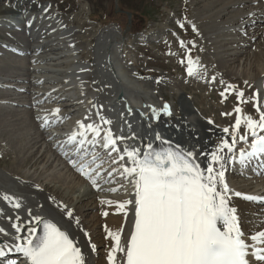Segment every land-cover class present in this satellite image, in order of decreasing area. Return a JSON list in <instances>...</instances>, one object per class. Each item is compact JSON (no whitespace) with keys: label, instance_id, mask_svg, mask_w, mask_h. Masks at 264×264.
<instances>
[{"label":"bare ground","instance_id":"6f19581e","mask_svg":"<svg viewBox=\"0 0 264 264\" xmlns=\"http://www.w3.org/2000/svg\"><path fill=\"white\" fill-rule=\"evenodd\" d=\"M8 2L10 4L7 5L12 8H4L3 14H0V34L6 37L0 38V48L8 52V59L4 58V61L0 62V112L4 108L7 112L6 117L8 114L10 117L13 115L10 119L5 117L2 124L6 127H14L13 135L19 133L20 137L11 136L7 142L11 145L17 144L13 152L16 168L14 171H9L0 167V194L6 193L23 198L25 207L18 211L24 218L28 207L33 208L35 212L36 205L40 204L44 206L39 210L41 215L53 218L54 222L59 220L60 217L54 211L55 206L52 205L49 197H55L57 202L68 205L79 217L91 241L97 245L98 254H91L86 258L91 264H106V249L111 241L102 239V236L105 238L106 235L105 225L113 231L123 226L122 240H124L131 227L132 214L129 213L126 223L123 214L117 212L114 206L102 205L100 201L102 199L123 201L129 198L123 188L116 192L108 191L110 188L123 185L125 181L119 177H116L117 182L114 184L100 181L102 190L98 191L68 163V159L57 147L58 143L64 141L76 129L78 121L90 122L84 120L85 116L91 115L92 120H97L95 109L89 101L103 105L102 114L113 121L111 127L115 133H119L123 127L124 135H129L127 126L121 121L120 113L130 106L133 114L128 116L125 111V117L131 122L132 131L137 136H144L151 131L154 139V130H159L165 138L174 139L187 146L198 145L201 150L213 147L217 137L221 135V129L229 125L221 123L220 126H216L213 117L202 118L195 109L190 108L191 104L184 98L185 115L177 121L181 129L186 128L187 131L196 134L194 136L198 134L197 140L187 137L186 132V135L178 134L179 130H176L178 123L175 124L172 119L174 116L172 110L171 117L161 114V119L154 122L153 130L148 129L141 120L140 113H150V109L145 105L162 108L163 99L157 95L159 84L156 83V78H149L135 66L134 60L129 61L124 58V54L121 53L119 26L100 27L95 30L92 37L85 40L84 44H80L76 27L52 8L48 12L43 11L50 3L31 0L27 2L8 0ZM193 2L201 6V15L198 19L206 20V25L207 22L218 23L217 25L213 23L214 28L205 32L203 47L215 50L227 47L224 53L217 50V55L221 54V57L218 56L220 59L218 62L222 67H226L225 78L229 76L228 81L244 92L249 91L250 88L245 85V81L248 85H253V92L259 91L260 103L264 106L263 1L193 0ZM33 17L35 20L29 27L27 21ZM1 30H7L6 34ZM94 40H96L95 44H93ZM209 43L215 46L211 47ZM84 52L91 58L84 60L82 56ZM225 54L230 58L225 59ZM82 68L87 71H80ZM93 81L96 83L94 84ZM177 89L180 88L176 87ZM179 91L177 90L178 93ZM119 93H123L121 100L117 99ZM56 108L60 109L59 122L42 127L43 118L57 119L52 115ZM29 109H32V113ZM243 113L246 114L244 111ZM209 120L214 123L209 124ZM30 127L34 129L32 134L28 132L31 130ZM24 131L30 134V139L27 143L24 142L26 145H18L24 141H22L24 137L21 139L20 135L21 132L22 136L26 135ZM28 138L25 136L24 139ZM238 146L239 144L237 149ZM240 146L245 147L243 143ZM104 167L111 170L108 163ZM236 174L231 170L226 173L230 188L244 194L264 197L263 181L257 180L256 186L246 181L244 184L234 180L231 182L230 178H234ZM36 185L40 190L35 187ZM234 203L238 206L242 229L245 232L264 230V213H256L257 210H264L262 207L264 203L246 202L241 198H234ZM253 207L256 208L254 211ZM0 209L4 210L5 216L13 215L14 218L13 210L3 200H0ZM105 210L109 212L107 217L102 215ZM257 216L260 218L254 222ZM0 226L13 231L5 220H0ZM63 226L68 228L67 224ZM68 230L70 238L78 241L82 251L87 252L88 237H85L74 225ZM2 239L7 240L8 237ZM18 256L19 254L10 253L5 259H17Z\"/></svg>","mask_w":264,"mask_h":264},{"label":"snow or ice","instance_id":"6c2138e0","mask_svg":"<svg viewBox=\"0 0 264 264\" xmlns=\"http://www.w3.org/2000/svg\"><path fill=\"white\" fill-rule=\"evenodd\" d=\"M50 8L48 5L43 11L48 12ZM34 20L35 17L27 21L29 27ZM177 23L184 28V23ZM191 27L198 34L196 25ZM178 43L186 51L180 63H186L187 75H200L199 60H194L191 55L195 41L178 39ZM160 82L161 79L156 80L157 84ZM205 82L214 84L216 77ZM220 83L223 85V91L219 93L221 103L233 93L237 99L233 112L221 114L236 115L230 127L221 129V135L210 149L183 145L163 137L159 130H154V139L151 131L137 136L125 117V111L128 116L133 114L130 106L120 113L129 135H124L123 127L115 133L111 127L113 121L102 114L103 105L93 101L89 103L95 109L97 120H92L91 115L85 116L84 120L90 122L78 121L76 129L57 144L68 163L94 189L102 190L100 181L114 184L116 177L125 181L108 191L123 188L129 198L100 201L102 205L114 206L123 214L126 223L129 213L132 214L131 227L124 240L123 226L113 231L105 225V239L111 241L106 249V264H264V230L245 232L238 206L234 203V198L264 203V197L235 191L226 178V173L237 166L242 171L252 167L257 174H264V106H261L258 90L246 98L244 90L237 85H224L222 80ZM244 83L251 87L247 81ZM249 102L253 103L258 119L243 113L240 105ZM145 107L150 113L141 112L140 117L150 130H153L154 122L161 119V114L172 116L171 106L167 103L161 109L151 105ZM59 112V108L54 109L52 115L57 119L45 117L41 126L59 122ZM208 123L214 122L209 120ZM240 143L245 147L237 149ZM106 163L111 170L104 167ZM35 187L40 190L38 185ZM48 199L60 217L55 222L40 214L39 210L44 207L40 204L36 205L35 212L28 207L26 218L22 217L18 210L25 207L23 198L0 194V200L6 202L14 214V218L13 215L5 216L4 210L0 209V220H5L13 230L0 226V264H91L86 257L98 254L97 245L83 229L79 217L55 197ZM102 215L107 217L109 212L105 210ZM64 224L68 228H64ZM73 225L88 237L87 252L82 251L78 241L70 238L68 229ZM10 253L19 256L5 259Z\"/></svg>","mask_w":264,"mask_h":264},{"label":"rangeland","instance_id":"374dc122","mask_svg":"<svg viewBox=\"0 0 264 264\" xmlns=\"http://www.w3.org/2000/svg\"><path fill=\"white\" fill-rule=\"evenodd\" d=\"M4 1L5 0H0V12L3 10L2 7L4 6ZM27 1L30 0H25V2ZM31 1H39L38 3L46 1L50 2L51 8L54 11H56L63 19L67 20V22L69 21L68 23L78 29L77 35L80 44H84L85 40H87V38L89 37H92L95 33V30L100 27L104 28L106 26H109L110 24L119 26L122 33V35L119 37L121 42L122 55L124 54V58L129 61L134 60L133 62L135 63V66L141 69L143 73L146 74V76H148L149 78L161 79V83H159L157 87V95L160 97V99L171 102L173 104L175 112L172 119H174V121L176 122L175 124L178 123L177 120L179 118L185 115V99L187 103L191 104V106L190 104H188L190 108L192 107L191 109H195V111L199 113L202 118L206 119V117H213V119L216 120V126H220L221 123H226L230 127L234 123L233 120L235 119V113H233L232 115L233 118L231 116H229V118L228 116L224 117V115H222L221 113L233 112L234 107L237 106L235 93L230 95L224 103H221L222 98L219 95L220 91H223V85H221L220 83L221 80L224 82V85H227L226 82L231 84L228 81L230 77L228 76L225 78L224 72H226V67H222V65H220V63L218 62L220 60L219 57H221V54L217 55L218 51L224 53L227 47H220L216 50L210 47H203L204 44L202 43V41H205V32L214 28V26L218 23L217 21H214L212 23L207 22L206 25V20L201 21V19H198V17H200L201 15V6L194 4L193 0ZM118 8H123L124 10L128 11L130 9H134L138 13L144 11L147 14V17L149 19L151 18V20L146 21V17H141L138 14H134L135 19L133 20V22H131V15L126 13L118 14ZM90 15L92 20L89 18ZM178 21L184 23L183 29L178 26ZM213 23L215 24L214 26ZM192 24H197L198 28L197 26L196 28L198 29V34L192 31ZM0 37L4 38L2 37V34H0ZM145 39H147V41H144ZM178 39H183L186 42L195 41L196 47L192 49L191 55L194 60H199L200 75L194 77H189L187 75L186 63H180V60L185 57L186 51L180 48V46L178 45ZM95 43L96 40H94L93 44ZM209 44L211 45V47L215 46L214 44ZM188 47H191V45L189 44ZM170 52L172 54H169ZM7 56L8 53L5 50H2V55H0V62L4 61V58L8 59ZM82 56L84 60H88L91 58V56H89V54L85 52L82 53ZM224 57H226L225 59L230 58L226 54L224 55ZM212 76L216 77L217 83H206L205 81L207 79H210ZM176 87L180 88L177 89L178 91L180 90L179 93L177 92ZM251 87L249 88V91H246L245 93L246 98L252 96L253 94V85ZM203 94L205 98L203 97ZM240 106L242 107L246 115H252L253 117H256L258 119V113H256L252 102L245 103ZM3 109L0 112V167H3L9 171H14L16 165L14 164L13 152H15V145L17 147V144L11 145L7 142L9 141V137L11 136H20L19 133L13 135L12 131L15 130L14 127H12V129L9 126L6 127L2 124L3 119L7 115L6 109H4L5 111ZM29 111H31L32 113V109H29ZM12 116L13 115H11V117ZM11 117L8 114V117H6L5 119H10ZM14 126L16 128V125ZM29 129L31 130L28 132L32 134V132L34 131L33 127H30ZM164 130H166V128H164ZM176 130H179L177 131L178 134L184 133L186 135L187 133L186 136L189 138L191 137L194 140H197L199 137L198 134L197 136H194L196 134L187 131L186 128L181 129L179 123L177 124ZM242 130L244 131V126L241 127V131ZM24 134H26L25 131ZM27 134L22 136L23 133H20L21 139L23 137L25 138V136L29 138H23V143H20L18 145H26V143L30 139V134H28V136ZM2 142L6 144L3 145L4 143ZM241 176H237L238 179L234 177L232 180L238 183H240V181L242 180L241 183L243 184L245 183L244 180H246V178L243 175ZM258 212L264 213V210H257L256 213ZM256 220L257 218L254 219V221ZM102 239L105 240L104 236H102Z\"/></svg>","mask_w":264,"mask_h":264},{"label":"water","instance_id":"95a60500","mask_svg":"<svg viewBox=\"0 0 264 264\" xmlns=\"http://www.w3.org/2000/svg\"><path fill=\"white\" fill-rule=\"evenodd\" d=\"M121 96H122V94H121Z\"/></svg>","mask_w":264,"mask_h":264}]
</instances>
